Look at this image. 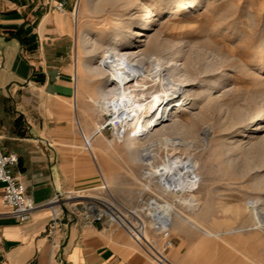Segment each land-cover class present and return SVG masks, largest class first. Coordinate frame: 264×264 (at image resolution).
<instances>
[{
  "label": "rangeland",
  "instance_id": "obj_1",
  "mask_svg": "<svg viewBox=\"0 0 264 264\" xmlns=\"http://www.w3.org/2000/svg\"><path fill=\"white\" fill-rule=\"evenodd\" d=\"M135 1L137 5L145 4L146 10L151 9L155 3L162 7L146 37L139 40L148 42L149 54H155L157 64L166 66L164 62L175 49L181 47L179 42L182 40L187 42L182 47L184 49L181 48L182 54L188 59L193 58L192 55H187L192 44H197L198 49L208 47L228 59L221 69L216 66L209 73L191 71V81L187 87L195 103L204 104L207 92L217 91V82L223 80L219 76L221 70H228V86L234 91L227 99L224 97L220 101V105L214 108L216 111L213 109L214 112L208 118V122L215 124L212 149L197 154L200 162L197 174L200 173L204 182L199 191L202 201L199 211L196 215H190L185 208L172 202L176 210L187 218L176 223L187 225L193 230L179 234L171 233L170 230L167 236L171 239L173 248H177L180 261L194 245L204 241L199 254L181 264H264V241L250 239L246 233L242 237H237L236 234L222 235V240L218 241L206 238H217L218 232L245 228L264 234V229L259 228L264 225V152H258L257 147L236 149L248 136H254L259 126V121H245V114L264 105V55L258 53L261 42H264V0H200L188 16L183 12V16L180 14L175 17L163 12L172 0ZM122 8V0H73L70 3L68 12L72 14L74 22V72L92 57L83 48L89 32L93 33V39L98 45L106 44L111 36L105 34L104 26H108V31L115 28L120 22L116 16ZM139 45L143 46L144 42ZM82 80L81 94L84 97L90 96L91 92L96 93L99 84L96 78L83 75ZM153 92L163 93L160 87H148L143 95L149 101ZM89 103L84 101L81 108L92 123L90 126L95 134L93 139H100L97 148L99 159L94 160L83 149V142L81 147L82 152L90 156L98 168L99 181L94 189L77 192L91 198H109L117 206L128 210H142V215L147 214L143 212L147 202L163 204L166 199L160 193L159 180L156 177L146 178L144 172L149 168L142 163H134L130 152L150 146L155 138H133L129 145V141L118 143L113 139L112 125L104 123L110 117L95 115V108ZM149 111L147 106L145 112ZM180 116L184 123L189 121L187 113ZM93 123L100 126V131H96ZM127 134L130 135L128 132L125 136ZM77 136L82 140L78 129ZM163 155L159 150V158L153 160V167L161 164ZM103 184L107 186L108 192L101 189ZM142 219L149 226L151 221L148 215ZM154 234L156 232L150 230L151 238L155 239ZM156 239L161 240V237L157 236ZM170 249L163 251L164 255Z\"/></svg>",
  "mask_w": 264,
  "mask_h": 264
},
{
  "label": "crops",
  "instance_id": "obj_2",
  "mask_svg": "<svg viewBox=\"0 0 264 264\" xmlns=\"http://www.w3.org/2000/svg\"><path fill=\"white\" fill-rule=\"evenodd\" d=\"M61 1L0 0V147L17 157L13 174L37 207L29 221L18 223L3 205L0 183V264H159L125 231L93 222L82 206L74 209L68 203L58 227L53 232L49 228L46 204L57 193L94 189L99 181L81 131L84 125L92 145L99 148L100 139H93L81 108L94 92L81 96L83 78L74 75V22L68 12L73 0H66L59 12ZM82 142L91 157L82 152ZM170 230L179 234L193 229L175 223ZM224 232L217 238L205 236L218 241L222 235L246 233L264 241V234L250 228ZM156 237L151 245L158 251L164 242ZM203 242L181 261L173 245L162 255L168 264H181L197 256Z\"/></svg>",
  "mask_w": 264,
  "mask_h": 264
},
{
  "label": "bare ground",
  "instance_id": "obj_3",
  "mask_svg": "<svg viewBox=\"0 0 264 264\" xmlns=\"http://www.w3.org/2000/svg\"><path fill=\"white\" fill-rule=\"evenodd\" d=\"M122 1V11L116 16L120 21L118 25L111 31H108L107 25L104 26L105 34L111 36L109 41L98 45L93 39V33L89 32V36L83 42V48L87 49L92 57L88 63L81 66V69L75 71L74 75L76 78L88 75L98 80L96 93L92 97L89 96V102L95 108V115L110 117L104 123L112 125L115 141L118 143L129 141V145L133 138H155L150 146L131 150L130 155L134 163L136 161L149 168L147 172H144L146 178L156 177L159 180L160 193L166 199L163 204L155 201L147 202L148 205L146 203V208H143V212L147 214L142 215V212L135 211L144 224L140 247L151 257L161 260L165 242L163 248L158 251L151 245L150 230L159 233L154 227L156 216L166 221L163 227L168 232L176 222L187 219L176 210V206L172 205L173 201L178 207L185 208L190 215H196L199 211L202 204L199 191L203 180L199 176L200 173L197 174L200 169L197 154L212 149L215 124L210 121L211 119L208 122V118L211 117L213 109L220 105V101L234 91L230 85L228 86L230 77L228 70H221L219 76L221 75L223 80L217 82L215 87L217 91L207 92L203 100L204 104L195 103L187 87L191 81V71L199 70L201 73H209L216 66L221 69L228 59L226 60L225 56L208 47L198 49L197 44L188 45L187 55L193 56L192 59H188L182 54L181 48L187 44L182 40L181 43L179 42L181 47L175 49L164 62L166 66L157 64L155 54H149L148 42L139 40L146 37L156 21L157 13L162 11V7L155 3L151 9L146 10L145 4L137 5L135 0ZM199 1L172 0L163 12L172 17L182 15L183 12L186 13L185 16H188L190 10L198 6ZM141 42H144L143 46L139 45ZM261 43L258 53L263 56L264 42ZM261 59L263 60V57ZM228 68L232 69V66ZM148 87H160L163 93L153 92L148 101L143 95ZM147 106L150 108L149 113L145 112ZM182 113H187L189 116L187 123L180 120ZM244 120L249 123L259 121V126L254 136H248L245 141L236 146V149L248 150L257 147V151L264 152V105L249 110ZM93 124L96 131H100V126L97 123ZM83 126L81 127L84 130L81 131L84 135V146L87 150L90 148L92 155L98 160V150L91 144L92 135L86 132ZM128 132L130 135L125 136ZM178 136L184 138L181 139ZM159 150L164 154L163 159L159 166L153 167L152 162L158 157ZM96 199L108 205L107 207L120 208L109 198ZM147 215L151 221L149 226L142 219ZM259 228L263 230L264 225ZM164 260L166 261L165 258Z\"/></svg>",
  "mask_w": 264,
  "mask_h": 264
},
{
  "label": "built area",
  "instance_id": "obj_4",
  "mask_svg": "<svg viewBox=\"0 0 264 264\" xmlns=\"http://www.w3.org/2000/svg\"><path fill=\"white\" fill-rule=\"evenodd\" d=\"M65 4L66 0L61 1L56 7L57 10L62 12ZM17 165V157L14 154L3 152L0 147V183L3 185L2 202L4 207L8 209V215L12 219L18 223H25L30 220L31 215L37 207L32 199L25 193L23 186L13 174V169ZM101 189L108 192L104 184ZM79 193L80 192H69L67 194L57 193L54 198L46 204L50 210L49 228L52 232L58 227L64 206L70 203L74 209H77L79 206L84 207L92 216L93 222L116 226L125 231L134 243L142 246L141 233L144 229V224L136 215L135 211L137 209L128 210L121 206L120 208L114 206L107 207L108 205L104 204L102 201L96 198L84 197ZM137 212L141 211L137 210ZM164 222L166 221L156 216L154 227L155 230L159 232L162 241L165 242V251L171 248L172 241L169 236H167V229L163 227ZM152 258L159 264H167L164 257H161V260L154 257Z\"/></svg>",
  "mask_w": 264,
  "mask_h": 264
}]
</instances>
